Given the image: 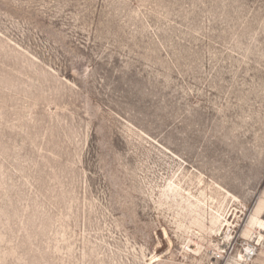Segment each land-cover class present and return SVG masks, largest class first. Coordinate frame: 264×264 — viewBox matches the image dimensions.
Returning a JSON list of instances; mask_svg holds the SVG:
<instances>
[{
  "label": "rangeland",
  "instance_id": "1",
  "mask_svg": "<svg viewBox=\"0 0 264 264\" xmlns=\"http://www.w3.org/2000/svg\"><path fill=\"white\" fill-rule=\"evenodd\" d=\"M0 264H264V0H0Z\"/></svg>",
  "mask_w": 264,
  "mask_h": 264
},
{
  "label": "built area",
  "instance_id": "2",
  "mask_svg": "<svg viewBox=\"0 0 264 264\" xmlns=\"http://www.w3.org/2000/svg\"><path fill=\"white\" fill-rule=\"evenodd\" d=\"M255 254L254 250L252 248L247 249V255L253 256Z\"/></svg>",
  "mask_w": 264,
  "mask_h": 264
}]
</instances>
